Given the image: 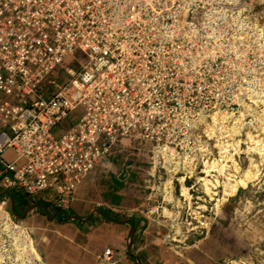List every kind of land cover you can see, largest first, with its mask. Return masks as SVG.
<instances>
[{
	"label": "rangeland",
	"instance_id": "obj_1",
	"mask_svg": "<svg viewBox=\"0 0 264 264\" xmlns=\"http://www.w3.org/2000/svg\"><path fill=\"white\" fill-rule=\"evenodd\" d=\"M115 1L105 12L108 19L117 5L119 24L98 28L119 47L108 79L133 88L143 116L148 106L153 136L125 139L107 158L137 153L129 181L145 189L146 202L163 203L158 180L195 183L189 197L166 196L174 210L161 261L264 264V0ZM12 194L23 212L20 194ZM14 219L30 223L42 249L38 220ZM134 242V255L142 256ZM123 261L116 253L105 264Z\"/></svg>",
	"mask_w": 264,
	"mask_h": 264
},
{
	"label": "built area",
	"instance_id": "obj_2",
	"mask_svg": "<svg viewBox=\"0 0 264 264\" xmlns=\"http://www.w3.org/2000/svg\"><path fill=\"white\" fill-rule=\"evenodd\" d=\"M106 2L118 4L0 0V264H44L33 231L6 209V192L67 212L118 144L152 139L148 106L143 116L133 88L108 79L119 47L98 28L119 22L117 5L107 19ZM106 255L116 258L111 248Z\"/></svg>",
	"mask_w": 264,
	"mask_h": 264
},
{
	"label": "crops",
	"instance_id": "obj_3",
	"mask_svg": "<svg viewBox=\"0 0 264 264\" xmlns=\"http://www.w3.org/2000/svg\"><path fill=\"white\" fill-rule=\"evenodd\" d=\"M114 155L113 161L106 157L81 182L74 205L67 212L58 210L43 198L32 202L26 193L18 192L29 200L27 206H22L25 201L21 198L20 204L26 207L25 210L37 202L45 204L49 209L47 213L41 207L35 208L23 218L26 222L28 219L38 220V223L35 222L39 227L36 235L42 249L33 227L30 223L28 226L33 231L44 264H105L108 248L114 250L119 259H124V264H138L137 258L142 260V257L143 264L164 263L161 259L163 250L168 246L165 245V235L169 231L165 222L169 221L168 216L174 210L165 199L171 200L179 193L180 196L189 197L195 183L184 180L185 176L175 175L163 181L158 180L157 186L162 190L155 193L164 199L163 203L160 205L157 201H143L140 194L145 189L142 186L132 187L129 181L131 174L137 170V164L133 161L137 153L120 150ZM123 156H129L130 159ZM152 170L155 171V168ZM168 186L170 191L164 192V187ZM43 218L47 220L45 225ZM132 226L136 227V239L143 249L142 256L134 255L129 247Z\"/></svg>",
	"mask_w": 264,
	"mask_h": 264
},
{
	"label": "water",
	"instance_id": "obj_4",
	"mask_svg": "<svg viewBox=\"0 0 264 264\" xmlns=\"http://www.w3.org/2000/svg\"><path fill=\"white\" fill-rule=\"evenodd\" d=\"M6 193L8 195H10V197H11L13 213L15 214V216H17V217H19L21 219L25 218L31 210H33L35 208H38V207H41V208L45 209L46 212L49 213L48 207L45 204L41 203V202L32 203L30 206L27 207V209L24 212L19 213V211L16 209V198H15V196L12 193H10V192H6ZM70 216L76 217V215H70ZM136 232H137L136 231V227L132 226L131 233H130V238H129V247L130 248H132V245H133V242H134V239H135V236H136ZM137 261L139 262L138 264H143V262H142V260H140V258H137Z\"/></svg>",
	"mask_w": 264,
	"mask_h": 264
},
{
	"label": "trees",
	"instance_id": "obj_5",
	"mask_svg": "<svg viewBox=\"0 0 264 264\" xmlns=\"http://www.w3.org/2000/svg\"><path fill=\"white\" fill-rule=\"evenodd\" d=\"M21 198H22V199H24V201H25V203H24V204L22 203V204H23L22 206H25V205L27 206V205H28V203H29V200H28V199H26L25 197L23 198V196H20V199H21ZM22 199H21V200H22ZM141 259H142V261H144V260H143V257H142Z\"/></svg>",
	"mask_w": 264,
	"mask_h": 264
}]
</instances>
